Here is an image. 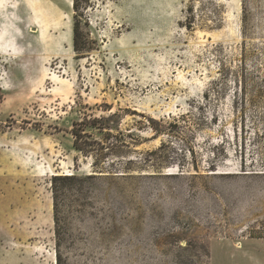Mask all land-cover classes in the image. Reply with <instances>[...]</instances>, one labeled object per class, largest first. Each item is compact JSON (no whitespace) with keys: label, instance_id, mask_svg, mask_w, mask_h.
Returning a JSON list of instances; mask_svg holds the SVG:
<instances>
[{"label":"rangeland","instance_id":"374dc122","mask_svg":"<svg viewBox=\"0 0 264 264\" xmlns=\"http://www.w3.org/2000/svg\"><path fill=\"white\" fill-rule=\"evenodd\" d=\"M74 14L0 0V264H264V0Z\"/></svg>","mask_w":264,"mask_h":264},{"label":"trees","instance_id":"16d2710c","mask_svg":"<svg viewBox=\"0 0 264 264\" xmlns=\"http://www.w3.org/2000/svg\"><path fill=\"white\" fill-rule=\"evenodd\" d=\"M81 3L86 4L87 0H72V8L75 12L73 16V51L76 54H85L87 52H90L91 48L89 46V39L87 33H84L82 30V22H81V14L78 15L79 9L81 7ZM83 6V5H82ZM250 81V77L247 74V70L242 67L241 73L238 75L237 78V85L239 84V91L243 94L246 91V86L248 82ZM236 85V81H235ZM93 122H90V124H93ZM89 124V123H88ZM82 124H76L72 129V134L74 135V146L77 150L80 152L83 151V146L81 144V139L83 138V127ZM96 180L95 176H87V177H79L76 175H70V176H54L51 180L52 184V193H53V207H54V222L55 226L57 225V208H58V198L59 194L61 193V190L57 188V182H62L68 185H71L72 188H80L82 191V187H84V184ZM63 192V191H62ZM56 234H59L57 231V228L55 230ZM55 264H62L61 257L59 255V250L56 251V263Z\"/></svg>","mask_w":264,"mask_h":264},{"label":"bare ground","instance_id":"6f19581e","mask_svg":"<svg viewBox=\"0 0 264 264\" xmlns=\"http://www.w3.org/2000/svg\"><path fill=\"white\" fill-rule=\"evenodd\" d=\"M65 175H70V174H65ZM56 263V260H55V258H54V260H53V264H55Z\"/></svg>","mask_w":264,"mask_h":264},{"label":"crops","instance_id":"0c3cea01","mask_svg":"<svg viewBox=\"0 0 264 264\" xmlns=\"http://www.w3.org/2000/svg\"><path fill=\"white\" fill-rule=\"evenodd\" d=\"M46 264H48V263H46Z\"/></svg>","mask_w":264,"mask_h":264}]
</instances>
